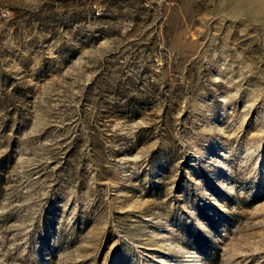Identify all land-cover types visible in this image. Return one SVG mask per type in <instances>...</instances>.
<instances>
[{
	"label": "rangeland",
	"instance_id": "1",
	"mask_svg": "<svg viewBox=\"0 0 264 264\" xmlns=\"http://www.w3.org/2000/svg\"><path fill=\"white\" fill-rule=\"evenodd\" d=\"M0 264H264V0H0Z\"/></svg>",
	"mask_w": 264,
	"mask_h": 264
},
{
	"label": "built area",
	"instance_id": "2",
	"mask_svg": "<svg viewBox=\"0 0 264 264\" xmlns=\"http://www.w3.org/2000/svg\"><path fill=\"white\" fill-rule=\"evenodd\" d=\"M4 16H5V14L2 15V17H4Z\"/></svg>",
	"mask_w": 264,
	"mask_h": 264
}]
</instances>
